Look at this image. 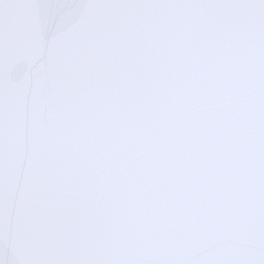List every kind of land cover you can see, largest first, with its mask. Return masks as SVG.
<instances>
[{
    "label": "water",
    "instance_id": "1",
    "mask_svg": "<svg viewBox=\"0 0 264 264\" xmlns=\"http://www.w3.org/2000/svg\"><path fill=\"white\" fill-rule=\"evenodd\" d=\"M0 264H264V0H0Z\"/></svg>",
    "mask_w": 264,
    "mask_h": 264
}]
</instances>
